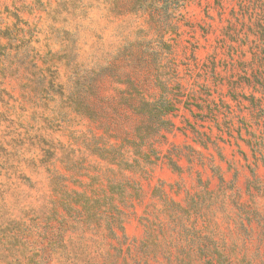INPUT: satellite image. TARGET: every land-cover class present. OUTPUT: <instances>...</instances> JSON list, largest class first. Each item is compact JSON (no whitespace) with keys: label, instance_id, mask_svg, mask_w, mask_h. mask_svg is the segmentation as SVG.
<instances>
[{"label":"rangeland","instance_id":"374dc122","mask_svg":"<svg viewBox=\"0 0 264 264\" xmlns=\"http://www.w3.org/2000/svg\"><path fill=\"white\" fill-rule=\"evenodd\" d=\"M0 264H264V0H0Z\"/></svg>","mask_w":264,"mask_h":264}]
</instances>
